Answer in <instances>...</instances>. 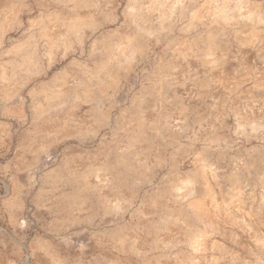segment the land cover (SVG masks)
Here are the masks:
<instances>
[{"label":"rangeland","instance_id":"rangeland-1","mask_svg":"<svg viewBox=\"0 0 264 264\" xmlns=\"http://www.w3.org/2000/svg\"><path fill=\"white\" fill-rule=\"evenodd\" d=\"M0 264H264V0H0Z\"/></svg>","mask_w":264,"mask_h":264}]
</instances>
